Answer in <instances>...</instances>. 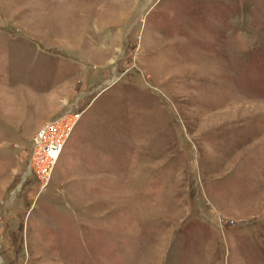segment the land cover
I'll list each match as a JSON object with an SVG mask.
<instances>
[{
    "label": "rangeland",
    "instance_id": "1",
    "mask_svg": "<svg viewBox=\"0 0 264 264\" xmlns=\"http://www.w3.org/2000/svg\"><path fill=\"white\" fill-rule=\"evenodd\" d=\"M0 264H264V0H0Z\"/></svg>",
    "mask_w": 264,
    "mask_h": 264
},
{
    "label": "built area",
    "instance_id": "2",
    "mask_svg": "<svg viewBox=\"0 0 264 264\" xmlns=\"http://www.w3.org/2000/svg\"><path fill=\"white\" fill-rule=\"evenodd\" d=\"M83 111V107H79V99H75L68 104L65 111L42 124L32 136L28 159L29 173L42 188L49 183L64 144Z\"/></svg>",
    "mask_w": 264,
    "mask_h": 264
}]
</instances>
